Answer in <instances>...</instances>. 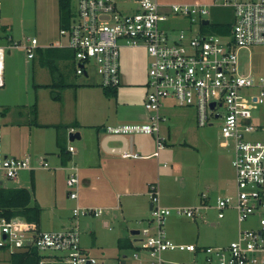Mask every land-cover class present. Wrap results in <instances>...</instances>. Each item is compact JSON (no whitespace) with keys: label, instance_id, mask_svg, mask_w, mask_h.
<instances>
[{"label":"built area","instance_id":"built-area-1","mask_svg":"<svg viewBox=\"0 0 264 264\" xmlns=\"http://www.w3.org/2000/svg\"><path fill=\"white\" fill-rule=\"evenodd\" d=\"M138 11L128 0H73L71 23L60 28L67 39L64 48L74 52L76 74H97L100 85L115 89L121 85V49L145 48L151 58L148 91L144 103L148 122L107 126L104 132L111 136H157V147L162 149L165 139L161 126L165 118L160 114L163 103L171 100L179 108L195 110L199 128L213 125V119H222L221 146L232 147V166L236 175L235 195L219 196L216 202L218 217L234 209L240 224L257 217L258 228H242L236 240L226 246L199 247L196 244H178L171 240L165 225L172 216L195 219L197 207H164L159 190L149 188L152 203L150 224L140 230V250L134 253L139 264H168L167 253L187 252L195 256L194 264H258L257 254L264 253V137L253 140L249 136L261 133L264 122L255 123L254 114L264 110V76L245 74L239 59V50L264 45V0H214L212 6L202 4H171L164 10L159 0H133ZM221 5L233 10L234 22L226 34L204 30L203 21L211 14V7ZM187 20L189 28H174L172 21ZM211 24V21H210ZM209 24V25H210ZM2 4L0 2V28ZM0 44V87L5 85L4 71L6 48H22L33 58L38 40L29 45ZM215 104L212 108L211 105ZM225 107V114L218 111ZM70 153H75L73 146ZM124 158L138 157L128 150ZM158 156V153H156ZM49 168V163L42 160ZM32 170L30 157L8 156L2 149L0 129V172L15 180L22 171ZM67 179L69 198L77 201L80 178L76 166L70 168ZM76 224L60 231H44L34 222L23 218H0L2 241L0 247L15 252L47 251L63 253L60 256H43L40 264H110L90 255L81 246L78 219L81 216L99 217L103 209L82 207L73 209ZM6 236L5 238L3 236ZM187 264V263H185Z\"/></svg>","mask_w":264,"mask_h":264},{"label":"crops","instance_id":"crops-1","mask_svg":"<svg viewBox=\"0 0 264 264\" xmlns=\"http://www.w3.org/2000/svg\"><path fill=\"white\" fill-rule=\"evenodd\" d=\"M0 2L3 4L2 1ZM159 2L164 10H168V6L171 4L212 6L214 0H159ZM5 5L8 6V3L5 2ZM134 6L137 5H133L132 9ZM7 10L8 7H5L4 12L2 9V19L7 18ZM12 13L11 17H14L15 14L12 15ZM44 14L47 15L48 13L45 12ZM169 25L171 27L182 25L185 26V29L190 26L189 22L183 19L172 21ZM10 26L2 21L0 41L6 43L8 37L14 40L12 33H10ZM47 30L49 31L48 27L45 26L43 29H37V36L33 38L38 40V47L34 57H28L35 64L33 68V73H35L33 87L36 94L33 101L36 106L35 111L32 109L34 105L32 103H28L29 105L32 104L29 107H27V103H13L17 117L13 118L12 113L15 112L8 108V110L6 109L7 112L5 110L4 113H1L0 119L4 124L3 130L0 126L3 152L8 156H28L32 159V170L23 171L26 174L22 176L19 174L18 178L13 180L15 184L13 188L33 190V200L35 196L37 202L34 204L42 208L41 230L47 231L48 229L43 228H55L47 225L46 211L43 207V204L48 202L56 206L55 193L58 173L53 172V170L65 174L73 166L80 168L78 169L80 172L79 197L76 204L78 203L82 207L108 210V215L104 220V224L108 226L110 221L117 220L119 210L123 217L130 222L136 223L144 220L150 222L152 203L149 188L151 185L158 187L162 206L169 208L181 206L176 205L175 199L185 196L188 188L183 190L174 185L175 189L173 186L171 187V200H163L160 193V180L161 176H165L166 183L170 182L169 184L172 185L171 177H175L177 174L190 177L191 174L186 173V171H189L191 166L184 165L182 156L187 155V158H191L187 163L195 161L199 166L203 164L208 168L226 165L230 167L233 156L228 159L218 149L214 151L212 143L210 146V140L206 135L194 131L197 126L195 110L171 106L172 104H168L167 100L160 110V114L165 118L160 133L161 137L165 139V145L162 149L159 150L157 147V136L139 134L136 137L133 136V153L137 154L138 157L124 158L121 154L106 152L102 147L105 140L108 139L109 141L108 148L122 147V144L113 140L115 136L106 134L104 132L105 127L148 122V113L144 106L148 81L136 76L133 66L127 64L129 61L125 57L121 59L122 82L118 88H115V93L112 96L106 95L104 88L100 85V78L99 82L94 85L85 81L78 82V79L73 76L74 70L76 72V64L73 56L69 54L71 50L63 47L67 39L62 37L60 33L56 38L55 35L47 33ZM30 40L29 37L26 39L27 43L23 40H19V43L30 44ZM83 77L89 79L91 76ZM66 84L72 86H65ZM42 85H51V87H40ZM23 127L26 131L28 130V139H25L26 136L23 135L26 133ZM71 132H79L81 135L80 140H75L79 141L77 146L69 140V133ZM9 136L11 141H8ZM71 146L75 148V153L69 152ZM220 147L225 148L221 146V143ZM124 148H127V144ZM48 155L52 157V168H45L41 163L43 159L48 161ZM168 160L173 163L171 170H169ZM38 171H46L47 174L42 175ZM208 172L206 170L207 175ZM198 176L197 173V178ZM0 184L2 185L3 182L0 181ZM198 188L199 186L195 192L192 190L194 195L197 194ZM69 192L67 193L68 198ZM202 196L204 199L208 198L204 193ZM51 199L53 200L51 201ZM209 202L201 200L198 205L192 199L191 204L184 207H197L199 208L198 212L209 209L217 210L216 204ZM227 211L229 210L225 212ZM226 217L225 214V217L220 219L217 213L216 218L220 221ZM195 220L172 216L165 225L168 237L178 244H196L199 247L226 246L236 240L240 230L244 228L243 224L239 223L238 218L237 230L232 227L231 229L228 228L224 221H222L224 225L222 230H207L196 225ZM59 226L64 229L67 228L66 225ZM133 230L138 229L134 228L131 232ZM83 249L85 250L84 247ZM173 254L171 252L165 255L168 264H188L185 261L181 263L172 259ZM257 257L259 259L258 264H264V253L257 254ZM126 263L127 258L124 257L120 264Z\"/></svg>","mask_w":264,"mask_h":264},{"label":"rangeland","instance_id":"rangeland-1","mask_svg":"<svg viewBox=\"0 0 264 264\" xmlns=\"http://www.w3.org/2000/svg\"><path fill=\"white\" fill-rule=\"evenodd\" d=\"M3 2L2 9L4 12L5 7H8V12L6 13V17L2 19L3 23L11 25L10 33H12L14 43H19V40L26 41L27 38H33L37 36V29H43L44 26L48 27L50 35H55L56 38L59 36V18H60V6L59 0H0ZM128 1V0H126ZM131 5H135L133 0H129ZM5 2L8 3V6L5 5ZM137 6H134L130 11H138ZM211 14L207 17L212 23H233L234 22V14L233 10L230 7H225L221 5H216L210 8ZM13 12V13H12ZM48 14L45 15L44 13ZM14 15V17H11ZM185 26L174 27V28H184ZM185 29V28H184ZM27 43V41H26ZM21 44V45H29V44ZM0 44L6 45L4 41H0ZM127 57L129 63L133 66V69L136 72V76L145 78L146 81L149 80V68L151 58L148 55V52L145 48H122L121 49V59ZM239 59L242 71L245 74H253L255 76H264V45H258L249 47L248 49L239 50ZM34 61L28 58L26 51L20 48L9 47L6 48V58H5V71H4V81L5 86L0 87V119L1 113H4L5 110L11 108L14 110L13 103H27V107L34 104L35 99V88L33 84L35 83V73H33ZM73 76L77 78L78 82L85 81L86 83H91L92 85L97 84L99 82V76L95 73L87 79L83 76L77 75L75 70ZM98 87V86H97ZM100 88V87H99ZM168 104H172L171 106L175 107V104L167 100ZM32 103V104H28ZM32 107V106H31ZM32 109H34L32 107ZM6 110V112H7ZM218 111L221 114H225L226 108L219 107ZM12 112V117H17V111L14 110ZM254 122L255 123H263L264 122V110L259 109L254 114ZM222 119H213L211 123L213 125H209L204 128L195 127V132H202L206 135V137L210 140V146L212 143V148L214 151L218 149L221 153L226 155L228 159H231L233 156V149L230 148H221L220 143L224 140L221 134V126ZM0 126L2 130L4 129V124H2L0 120ZM25 130V127H23ZM79 131V129H77ZM25 135V139H28L29 134L28 130ZM85 132V131H84ZM135 137L138 135H134ZM251 139L263 140V135L261 133H255L249 136ZM8 141H11L10 136L8 137ZM79 141H75L72 144L77 146ZM188 156H182V161H184V165L191 166L189 171L186 173H190V177L178 175L175 177H171L173 181L172 185L166 183L165 176H161L160 180V193L161 198L171 200V187L174 185L182 188L186 191V195L182 198L178 197L175 199L176 205L188 206L191 204V200L194 199L195 203L200 204L201 200L210 201V204H216L217 197L219 195H235L236 193V176L235 171L232 166V163L229 166H218L208 168L203 164L200 166L195 163V161L191 163H187L191 158H187ZM48 163L50 167H53L52 157L48 155ZM38 159V158H37ZM44 160V159H43ZM169 161V160H168ZM173 163L169 161V170H171V166ZM175 164V163H174ZM183 165V166H184ZM78 167V166H77ZM182 167V166H181ZM78 169H80L78 167ZM188 170V169H187ZM206 170H208V175L206 174ZM53 172L58 173V183L56 190V206L55 204H43L44 209L46 211V222L49 227L53 226L55 228H43L48 229L49 231H60L64 228L59 225H66L68 228L70 225L76 224V219L73 217V209L76 206V201L71 200L67 197V193L69 192V187L67 186V179L71 171L67 170L65 174L58 172L57 170H53ZM39 174L45 175L46 171H38ZM80 173V172H79ZM197 173L199 174L197 178ZM26 172H21L20 175H24ZM63 174V175H61ZM195 174V175H194ZM66 175V176H64ZM55 180V179H54ZM0 181L3 184H0V188H13L15 186L14 181L12 179L6 178L0 172ZM48 187V184H46ZM198 188V192L194 195L195 189ZM175 189V188H174ZM194 190V192L192 191ZM176 191V190H175ZM203 193L208 196V198H203ZM53 199H51L52 201ZM33 204L37 203L36 198L34 196ZM217 210L209 209L208 211L198 212L196 214V225L201 226L202 228H206L207 230H222L224 228L223 222H226L227 227L231 229L234 228L237 230L238 221L237 214L234 209H229V211L225 212L227 215L224 220H217ZM108 215V210L103 208V214L99 217H91V216H81L79 221L80 228V238H81V246L84 247L85 250L92 256H95L101 260L107 261L110 264H120L121 260L124 257L127 258L126 264H139L134 259V253L140 250L141 243L137 240L142 236L141 234L132 235L131 230L136 228L138 230H143L145 227L152 225L146 220L140 222H130L127 218L123 217L122 212L119 210L117 212V220L110 221V224L106 226L104 224V220ZM187 218V217H181ZM127 219V220H125ZM151 219V216H150ZM188 219V218H187ZM213 221V222H212ZM244 229L247 228H258L259 224L257 223V217H252L249 221L243 223ZM47 230V231H48ZM46 231V230H45ZM118 239H124L128 242H132V247L127 246L123 248H119ZM98 240V241H97ZM0 241H2V233L0 228ZM174 256L172 259H176L177 261L188 262V264H194V254L187 252H173ZM63 253L47 251L42 253L43 256L50 257L51 255L60 256ZM204 255L200 254L198 257V261L200 264L204 263ZM0 264H12L11 263V253L9 250L0 247Z\"/></svg>","mask_w":264,"mask_h":264},{"label":"trees","instance_id":"trees-1","mask_svg":"<svg viewBox=\"0 0 264 264\" xmlns=\"http://www.w3.org/2000/svg\"><path fill=\"white\" fill-rule=\"evenodd\" d=\"M72 2L73 0H59L60 6V27L67 28L71 23L72 17ZM232 23H212L204 26V30L212 33H218L226 35L231 31ZM50 51H53L50 49ZM70 56L74 58V52H69ZM51 70L54 73L53 67ZM65 86H72L66 84ZM36 87H39L36 85ZM40 87L48 88L51 85H42ZM107 96H112L115 89L104 88ZM58 97V96H55ZM34 111L36 109L33 105ZM60 128V126H59ZM68 129L67 127H61ZM33 190L26 188H0V218H6L8 220L12 218H23L28 222H34L40 228L42 208L39 205L33 204ZM119 248L133 246L132 242H128L124 239H118ZM42 255L35 250L29 252H15L11 254L12 264H40Z\"/></svg>","mask_w":264,"mask_h":264},{"label":"water","instance_id":"water-1","mask_svg":"<svg viewBox=\"0 0 264 264\" xmlns=\"http://www.w3.org/2000/svg\"><path fill=\"white\" fill-rule=\"evenodd\" d=\"M203 24L204 25H209L210 24V20L207 19L205 21H203ZM212 108L215 107V104L213 103L211 105ZM81 139V135L79 132L77 133H74V132H71L69 133V140L71 142H74L75 140H80ZM115 141H118L122 144V147H118V148H113V147H107L108 145V139L105 140L102 144V147L103 149L106 151V152H109V153H113V154H121L123 153L124 151L128 150L129 152H133V137H126V136H115L114 139ZM127 144V148L125 149L124 146ZM140 233V230H133L131 232L132 235H138ZM4 238L6 237L5 235L3 236Z\"/></svg>","mask_w":264,"mask_h":264}]
</instances>
